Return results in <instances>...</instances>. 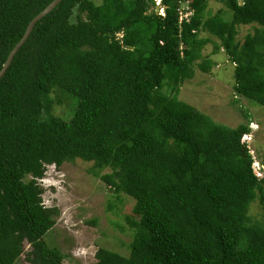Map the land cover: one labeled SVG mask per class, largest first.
I'll return each instance as SVG.
<instances>
[{
	"label": "trees",
	"instance_id": "1",
	"mask_svg": "<svg viewBox=\"0 0 264 264\" xmlns=\"http://www.w3.org/2000/svg\"><path fill=\"white\" fill-rule=\"evenodd\" d=\"M52 1L0 0V71ZM208 1L162 0L161 15L156 0H62L36 23L0 78V264H16L26 243L29 264H64L46 239L60 211L40 180L78 159L135 200L139 218L128 254L100 248L91 264H264V222L250 209L264 202L254 115L228 126L179 98L216 65L203 54L208 31L234 64V101L264 107V0H222L230 19ZM58 93L75 102L68 117L54 114Z\"/></svg>",
	"mask_w": 264,
	"mask_h": 264
},
{
	"label": "rangeland",
	"instance_id": "2",
	"mask_svg": "<svg viewBox=\"0 0 264 264\" xmlns=\"http://www.w3.org/2000/svg\"><path fill=\"white\" fill-rule=\"evenodd\" d=\"M180 5L182 17L189 16V3L181 2ZM162 8L159 13L163 11ZM221 9L228 12L224 18L230 19L232 13L222 0L208 1L207 11L211 14H216ZM253 29L252 25L240 26L238 38L244 39L247 34L253 33ZM201 36L220 43L208 31H204ZM214 41L205 44L203 54L210 56L216 65L209 72L197 69L194 78L182 84L179 98L210 115L215 121L233 127L245 121L243 110L248 108L255 117L251 151L255 158V169L259 173L264 154V107L253 104L245 97L240 103L234 101V64L223 48L214 52ZM58 96L63 103L55 106L54 114L68 117L75 102L61 93ZM92 167L93 163L80 159L61 166L52 164L40 180L45 205L56 206L60 211L56 224L46 239L54 241L66 254L64 264L96 262V254L100 248L113 249L126 255L137 229L139 218L133 213L135 200L125 194L114 193L111 187L91 172ZM108 171L109 169H105L102 173ZM250 209L254 219L264 222L263 201L256 200ZM29 249L30 244L26 243L24 253L16 264H29L26 260Z\"/></svg>",
	"mask_w": 264,
	"mask_h": 264
},
{
	"label": "water",
	"instance_id": "3",
	"mask_svg": "<svg viewBox=\"0 0 264 264\" xmlns=\"http://www.w3.org/2000/svg\"><path fill=\"white\" fill-rule=\"evenodd\" d=\"M62 0H53L43 11H41L38 15H36L31 22L29 23L26 32L24 33L23 37L20 41L15 45V47L10 52L6 62L3 65V68L0 71V78L6 73L8 68L10 67L12 61L14 60L15 55L20 50L22 45L27 41L31 32L33 31L36 23L40 21L43 17H45L48 13H50Z\"/></svg>",
	"mask_w": 264,
	"mask_h": 264
},
{
	"label": "clouds",
	"instance_id": "4",
	"mask_svg": "<svg viewBox=\"0 0 264 264\" xmlns=\"http://www.w3.org/2000/svg\"><path fill=\"white\" fill-rule=\"evenodd\" d=\"M161 4H162V0H160L159 2L158 1H156V12L157 13H159V10L162 8V7H164V8H162L163 9V11L161 12V13H159V14H161V15H165V6L162 4V6H161ZM159 5V6H158ZM190 16V15H189ZM188 17V16H187ZM255 165V164H254ZM255 167H256V165H255ZM261 176V175H260Z\"/></svg>",
	"mask_w": 264,
	"mask_h": 264
},
{
	"label": "built area",
	"instance_id": "5",
	"mask_svg": "<svg viewBox=\"0 0 264 264\" xmlns=\"http://www.w3.org/2000/svg\"><path fill=\"white\" fill-rule=\"evenodd\" d=\"M156 1H158V0H156ZM182 18H183V17H182ZM182 18H181V19H182Z\"/></svg>",
	"mask_w": 264,
	"mask_h": 264
}]
</instances>
